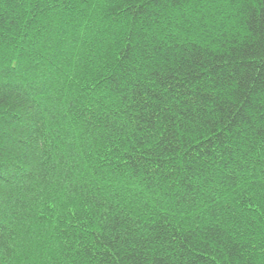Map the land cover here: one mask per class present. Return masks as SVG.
Instances as JSON below:
<instances>
[{"label":"trees","instance_id":"1","mask_svg":"<svg viewBox=\"0 0 264 264\" xmlns=\"http://www.w3.org/2000/svg\"><path fill=\"white\" fill-rule=\"evenodd\" d=\"M0 264H264V0H0Z\"/></svg>","mask_w":264,"mask_h":264}]
</instances>
